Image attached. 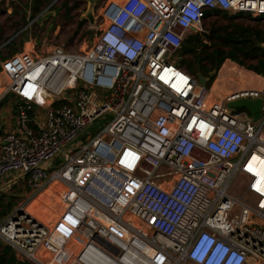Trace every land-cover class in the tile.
I'll list each match as a JSON object with an SVG mask.
<instances>
[{
  "label": "built area",
  "instance_id": "1",
  "mask_svg": "<svg viewBox=\"0 0 264 264\" xmlns=\"http://www.w3.org/2000/svg\"><path fill=\"white\" fill-rule=\"evenodd\" d=\"M213 11L258 18L264 0H104L79 53L0 61L19 127L0 134V181L26 188L0 223L17 261L264 264V77L217 101L176 64ZM257 99V121L227 108Z\"/></svg>",
  "mask_w": 264,
  "mask_h": 264
},
{
  "label": "rangeland",
  "instance_id": "2",
  "mask_svg": "<svg viewBox=\"0 0 264 264\" xmlns=\"http://www.w3.org/2000/svg\"><path fill=\"white\" fill-rule=\"evenodd\" d=\"M40 1L38 12H35L33 8L38 3V0H0V60L11 56L13 52L17 54L24 50L31 51L32 47L37 54H41L42 52L45 53L53 46H64L66 51L70 53H79L86 48V45L94 38L95 33L105 26L100 17L101 8L104 6V0H93L94 6L92 10L95 19L93 25H90L84 18L89 8L88 0ZM47 13H53V15L41 22V24H38L39 18L43 15H47ZM82 20H85V23L80 26ZM226 22L227 21L223 18L211 17L209 20L203 22L200 29L197 31L192 30L188 34L201 35L203 43L207 44L208 40L205 35H207L210 25L213 23L222 25ZM248 24L253 25L251 22H248ZM24 39H26V41H24ZM27 43L30 45L28 44V46H25ZM182 58L190 59L186 56ZM178 59L177 56L176 61H178ZM224 64L228 66L235 65L242 72H250L229 60L225 61ZM221 70L222 66L218 72H210L209 75L212 73H215V75L212 79L210 78V81L207 83V87H210L211 90V97L217 101L221 100L224 95L230 93H226L223 90L219 91L217 88ZM229 75L232 78L228 75L222 78L224 79L222 83L224 86L223 89L229 84L236 88L235 83L237 79L235 75ZM230 78L231 83L229 82ZM4 81L5 78L0 77V83ZM235 88L234 90H236ZM15 101H17L15 97L8 96L7 103L4 105L5 107L0 108L2 109L0 113L3 112V117H6L5 108L13 109ZM34 114L40 119H44L47 116L46 111H38V109H34ZM109 121L110 119L108 117L97 121L87 129L86 134L91 137L96 136ZM22 186L18 183L15 187L6 190L9 192V195H0L1 205L3 204L5 206L7 203L12 202L15 206L20 202L25 192ZM4 211L5 210L0 208V223L3 221L4 215H6ZM4 244L5 243L0 238V246H4Z\"/></svg>",
  "mask_w": 264,
  "mask_h": 264
},
{
  "label": "trees",
  "instance_id": "3",
  "mask_svg": "<svg viewBox=\"0 0 264 264\" xmlns=\"http://www.w3.org/2000/svg\"><path fill=\"white\" fill-rule=\"evenodd\" d=\"M40 2L38 0V3L34 6L33 10L35 12H38ZM211 17H220L227 22L222 25L215 23L210 25L208 33L205 35L208 40L207 44L203 43L201 35L188 34L178 53L179 59L176 64L197 78L198 74L208 77L210 72H218L224 62L229 60L255 75L264 77V16L253 18L244 13L228 15V13L221 11H213L206 13L203 22ZM248 22L253 25H249ZM83 23H85V20H82L80 26ZM184 56L190 59H183ZM227 74L235 75L238 82L242 84L258 79L250 73L242 72L234 65L228 66L226 64L223 66L218 79L217 88L219 91L224 90L222 85L224 79L222 78ZM230 80L231 78L229 79L231 83ZM258 82H262V80H258ZM231 86L233 85H228V87ZM13 207L12 202L7 203L5 206L0 203V208L5 210V214H8ZM0 264L29 263L17 261L13 250L4 244V246H0Z\"/></svg>",
  "mask_w": 264,
  "mask_h": 264
},
{
  "label": "crops",
  "instance_id": "4",
  "mask_svg": "<svg viewBox=\"0 0 264 264\" xmlns=\"http://www.w3.org/2000/svg\"><path fill=\"white\" fill-rule=\"evenodd\" d=\"M30 45V44H29ZM26 46V45H25ZM28 46V45H27ZM33 46V45H32ZM26 51V50H24ZM27 52V51H26ZM35 52V51H34ZM36 53V52H35ZM14 55V54H13ZM12 56V55H11ZM9 56V57H11ZM4 59V58H3ZM1 59V60H3ZM0 60V61H1ZM247 73H250V72H247ZM251 75L255 76L254 74L250 73ZM0 77H4L1 73H0ZM262 76L258 77V76H255V78H258L256 80H254L253 82H250V83H240L238 82V80L236 81L235 83V86H231V87H228L226 86V90L224 89L223 91L226 92V93H229L231 91L235 89H237L238 86H245V85H254V84H257L255 85V87H260L262 84H263V80L261 79ZM5 78V77H4ZM258 80H262V83L261 82H258ZM7 83L6 79L3 83H0V87L1 86H4L5 84ZM14 97V96H13ZM7 99L8 97L6 98H3L1 101H0V108L2 107H5L4 105L7 103ZM17 100V99H16ZM17 102L18 101H15L14 103V108L13 109H10V108H5L6 109V117L2 116V113H0V134H8V133H16L18 134L19 133V127H18V116H17ZM34 109H37L36 107L33 108V114H34ZM2 109H0L1 111ZM18 183H16V181H14V179L11 177V176H6L5 178H3L1 181H0V195L2 194H5V195H9L8 190L9 188H13L17 185ZM19 184L22 186V182H19ZM23 187V190L25 191L24 194H23V197L25 196L26 194V188L24 187V185L22 186ZM22 197V198H23ZM5 216V215H4ZM4 242V241H3ZM5 243V242H4Z\"/></svg>",
  "mask_w": 264,
  "mask_h": 264
},
{
  "label": "water",
  "instance_id": "5",
  "mask_svg": "<svg viewBox=\"0 0 264 264\" xmlns=\"http://www.w3.org/2000/svg\"><path fill=\"white\" fill-rule=\"evenodd\" d=\"M58 1V0H55ZM54 1V2H55ZM89 2V8L84 16V18L88 21L90 25H93L95 23V19L93 17V6H94V1L93 0H88ZM53 13H47V15H43L39 18L38 24H41V22L45 21L48 19L50 16H52ZM228 15H231L228 13ZM26 41V39H24ZM215 75V73L210 74L208 77H204L201 74L197 75V79L201 85H205L210 81V78H212ZM260 107H261V100L257 99L255 101H246V100H241V101H236V102H231L227 104V108H232V109H245L255 121H257L260 118ZM62 160V157H59L57 162Z\"/></svg>",
  "mask_w": 264,
  "mask_h": 264
},
{
  "label": "bare ground",
  "instance_id": "6",
  "mask_svg": "<svg viewBox=\"0 0 264 264\" xmlns=\"http://www.w3.org/2000/svg\"><path fill=\"white\" fill-rule=\"evenodd\" d=\"M29 43L26 44V46L28 45ZM53 189V188H52Z\"/></svg>",
  "mask_w": 264,
  "mask_h": 264
}]
</instances>
